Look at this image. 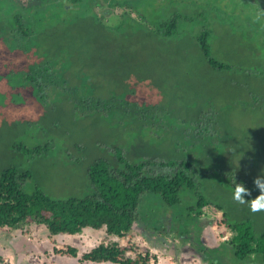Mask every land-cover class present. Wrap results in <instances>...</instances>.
Segmentation results:
<instances>
[{
	"label": "rangeland",
	"instance_id": "374dc122",
	"mask_svg": "<svg viewBox=\"0 0 264 264\" xmlns=\"http://www.w3.org/2000/svg\"><path fill=\"white\" fill-rule=\"evenodd\" d=\"M241 1L151 0L150 4H142L138 8L145 19L141 20L138 14L133 13L132 16L137 18L134 23L112 28L116 16L122 12L119 8L106 18L111 26L109 29L70 10L67 17L72 18L73 22L63 24L64 28L70 27V32L65 37L57 32V37L61 40L60 59L69 61L70 65L74 62L68 68L70 72L66 73L69 80L65 85L68 88L73 84L81 89V77L86 70L93 82L97 83V93L100 95L129 90L128 98L132 101H153L154 98L171 101L169 104L173 108H168L171 116L164 120L162 117L155 129H148L145 135L139 136L130 145V155L157 159L158 156L178 157L182 154V147L192 145L197 148L195 157L200 154L198 161L203 163L201 168L199 163L192 167L197 172L196 190L199 188L214 203L224 204L230 220L251 219L256 230L261 231L264 229V212L252 213L248 204L240 205L232 198L235 182L243 183L251 190L252 195L246 196V199L255 198L259 190L253 180L257 176L264 177V48L259 44L263 35L260 33L259 37L255 26L251 25V19L253 22L256 19L255 7H248ZM166 3L170 6H165ZM100 10L99 7L97 12ZM170 10L182 12L186 20L179 38L169 39L166 43L153 30V21L165 18ZM49 17L50 12H47L44 21H40V27H36L37 31L44 32L43 35L36 33V36L45 46L54 33L53 27H49ZM43 22L46 26L42 25ZM204 26L211 30L209 43L212 56L229 64L230 68L215 69L208 63L194 37ZM4 51L7 49L0 46V135H3V141L12 139L18 127L22 131L27 128L29 125L25 126L23 122L27 119L34 118L46 126L51 125L58 139L53 145L54 152L42 156L44 159L39 163L44 174L41 180L54 197H68L78 192L82 194L86 191L85 164L107 152L102 148V143L109 147L106 143L119 135L118 143H126L124 129L103 125L104 121L95 122L94 118L84 119L73 110V104L61 97L57 100L41 98L34 93L31 83L20 87L15 85L17 91L8 95L9 99L11 96L13 98L9 104L7 94L2 90L8 89L9 81L10 84L20 82L23 75L19 71L13 74L11 80L6 75L12 66L19 64L21 54L19 51H13V54ZM69 92L73 93L72 88ZM49 93L52 95L53 90ZM203 109L215 115V119L209 120L213 124L206 134L214 139L194 142L186 138L183 146L177 143L174 146L173 133L180 137V129L192 127L198 115L195 114ZM223 122L225 124L221 126ZM193 129H196L195 126ZM26 130L31 133L29 128ZM78 141L84 149L75 158L76 164L70 163L71 160H67L61 149L56 150L60 144L62 148L67 146L77 154ZM5 155L0 150V168L10 160ZM36 182H30V185ZM195 192L190 191L191 203L195 202ZM191 203L183 202L182 206ZM207 208H204L206 210L202 217V236L207 245L216 246L228 239L232 231L228 229V233L223 235L217 226L222 211ZM110 239L120 240L123 244L129 241V237H109L105 229L85 228L79 234L54 236L50 235L45 225L39 224L10 231L0 229V264H114L81 260L83 253ZM158 239V243L152 244L136 234L131 240L141 247L152 249L159 258V264H207L199 256L189 253L190 242L184 247H176L178 243L175 245L174 242L178 241L177 238L169 237L166 243H162L159 236ZM68 245L79 248L78 257L56 253L55 248L60 250Z\"/></svg>",
	"mask_w": 264,
	"mask_h": 264
},
{
	"label": "trees",
	"instance_id": "16d2710c",
	"mask_svg": "<svg viewBox=\"0 0 264 264\" xmlns=\"http://www.w3.org/2000/svg\"><path fill=\"white\" fill-rule=\"evenodd\" d=\"M256 1V11L263 10L264 1ZM252 2L245 0V3L241 1V4L250 7ZM150 3L151 0H0V46L7 49L5 53L13 54V51H19L21 54V60L17 62L19 64L12 66L6 75L10 80L13 74L19 71L20 75H23L20 82L10 84L9 81L8 89L2 90L7 94V102H13L12 96L9 99L8 95H11V92L15 94V85L20 87L31 83L35 89L34 93L39 97H46L47 100H57L61 97L62 100L73 104V110L85 117L84 119L94 118L95 122L104 121L103 125L124 129L127 139L125 145L118 143L120 135L106 143L109 147L102 143V148L107 152L84 166L86 191L61 198L52 196L46 188V184L41 180L44 174L39 166L44 159L42 156L54 152L53 145L58 137L53 133V127L30 118L23 122L26 123L25 126L29 125L27 128L31 133L26 132L27 128L22 131V128L18 127V130L15 127L16 134L8 142L3 141V135H0V150L10 159L6 166L0 168V229L10 231L30 224H39L45 225L51 236L75 235L85 228H93L105 229L107 235L112 238L129 237L126 244L116 239L104 240L83 253L81 260L92 263L159 264V258L152 249L141 247L131 240L139 234L152 244L158 243V236L162 243L168 242L169 237L177 238L178 241L174 242L175 245L178 243L176 247H184L190 242L189 253L199 256L207 264H264V229L256 230L251 219L230 220L224 204L214 203L199 188L196 190L197 172L192 167L195 163H199L200 168L203 167V163L198 161L201 155L195 157L197 148L192 145L182 147V144L186 138L194 142L214 139L213 136L206 135L213 124L209 120L215 119L213 112L198 110L192 127L180 129V137L173 133L174 146L175 143L182 145L180 156H158V159L138 157L130 155V145L139 136L145 135L146 130L155 129L162 117L164 120L171 116V111L169 113L168 110L173 108L169 104L171 101L156 98L153 101H132L128 98L129 90L122 93L110 91L106 95H100L97 93V83L93 82L86 70L81 77V89L70 84L73 92L70 94V88L65 85L69 80L66 73L70 72L68 68L73 66L74 62L71 61L70 65L69 61L60 59L61 40L57 37V32L62 33L64 37L68 36L70 27L64 28L63 25L73 22L72 18L67 17L68 11L79 12L93 19L101 27L109 29L111 26L106 22V18L111 13L122 9L112 25V28H118L120 24L134 23L137 18L132 16L133 13L138 14L139 19H145L138 8L142 7V4ZM165 6L170 5L166 3ZM99 7L101 10L97 12ZM47 12H50L49 27H53L54 33L51 35L52 39L45 42V46L36 36V33L43 35L44 32L39 29L37 31L36 27H40V21H44ZM257 12L255 17L258 16ZM168 13L165 18L153 21V30H156L166 43L169 39L179 38L186 20V16L178 10H170ZM251 21L259 37L260 33L263 35L259 44L264 48V17L255 19V22L252 19ZM42 25H45L44 22ZM204 27L194 37L208 63L215 69L230 68L229 64L212 56L209 43L211 30L207 26ZM50 90H53L52 95ZM224 124L221 123V126ZM194 126L196 129H193ZM173 130L175 132V129ZM78 142H75L77 154L67 146L62 148L60 144L56 150L61 149L65 152L67 160L76 164L75 158L84 149L83 144ZM34 181L36 183L30 185V182ZM191 190L196 191L194 203H191L190 199ZM183 202L191 204L184 207ZM205 207H211L216 212L222 211L217 226L223 235L228 233V229L232 231L228 239L216 246H209L203 240L202 217ZM55 251L72 257L79 255V248L74 245L60 250L55 248Z\"/></svg>",
	"mask_w": 264,
	"mask_h": 264
},
{
	"label": "clouds",
	"instance_id": "9594fccd",
	"mask_svg": "<svg viewBox=\"0 0 264 264\" xmlns=\"http://www.w3.org/2000/svg\"><path fill=\"white\" fill-rule=\"evenodd\" d=\"M264 17V10L256 17L257 20ZM253 184L259 190V194L252 199H246V196H251L252 192L246 188L243 183H236L233 192V200L240 204H248L252 213L264 212V177L257 176L253 180Z\"/></svg>",
	"mask_w": 264,
	"mask_h": 264
},
{
	"label": "flooded vegetation",
	"instance_id": "af4514ba",
	"mask_svg": "<svg viewBox=\"0 0 264 264\" xmlns=\"http://www.w3.org/2000/svg\"><path fill=\"white\" fill-rule=\"evenodd\" d=\"M246 1H250V2H252V0H246ZM262 1H264V0H262ZM242 3H245V0H242ZM252 6H254V7H256V5H257V1L256 0H253V2H252ZM256 9V8H255ZM263 10H264V7H263Z\"/></svg>",
	"mask_w": 264,
	"mask_h": 264
}]
</instances>
